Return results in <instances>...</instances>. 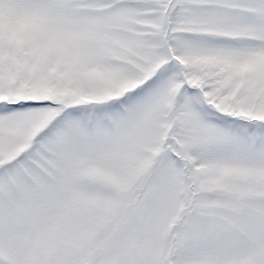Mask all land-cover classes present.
Listing matches in <instances>:
<instances>
[{
    "label": "snow or ice",
    "instance_id": "snow-or-ice-1",
    "mask_svg": "<svg viewBox=\"0 0 264 264\" xmlns=\"http://www.w3.org/2000/svg\"><path fill=\"white\" fill-rule=\"evenodd\" d=\"M0 264H264V0H0Z\"/></svg>",
    "mask_w": 264,
    "mask_h": 264
}]
</instances>
